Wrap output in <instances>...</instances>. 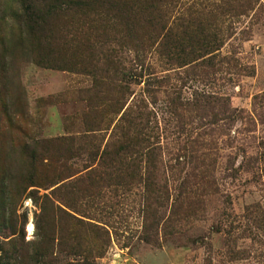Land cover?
<instances>
[{
	"label": "rangeland",
	"instance_id": "obj_1",
	"mask_svg": "<svg viewBox=\"0 0 264 264\" xmlns=\"http://www.w3.org/2000/svg\"><path fill=\"white\" fill-rule=\"evenodd\" d=\"M39 1L0 0V204L11 203L0 217V261L24 227L22 264L36 249L40 264H264V0H180L172 9L173 34L155 39L146 61L167 80L147 103L159 155L115 171V191L100 198L89 197L87 176L104 165L100 155L89 160L83 137L94 136L99 153L113 148L144 88L130 78L123 94L105 91L100 44L125 39L126 72L136 73L131 40L147 28L136 18L126 37L86 0H64L37 29L21 6ZM197 23L203 38L189 39ZM43 139L76 149L69 173L52 183L18 146ZM26 178L33 186L19 199ZM56 206L80 222L56 219ZM53 229L59 242L47 238ZM75 244L86 254L70 255Z\"/></svg>",
	"mask_w": 264,
	"mask_h": 264
},
{
	"label": "trees",
	"instance_id": "obj_2",
	"mask_svg": "<svg viewBox=\"0 0 264 264\" xmlns=\"http://www.w3.org/2000/svg\"><path fill=\"white\" fill-rule=\"evenodd\" d=\"M33 2L34 0H29ZM88 2V4H87ZM64 0H40L36 8H32L29 3L25 6H21L24 17L31 26L37 29L44 28L45 17L58 10L64 4ZM75 4V1L72 5ZM181 5L180 0H86L85 8H90L94 13L104 16L103 26L110 27L117 30L118 27H122L124 35L127 37L129 31V25L137 18H141L146 25L147 31L142 35H138L133 41L132 49L134 51L133 68L135 72H126L125 66V39L120 37L106 38L101 41V49L99 51L100 57L104 66L105 77L100 82L105 91L123 94L128 90V84L131 83L130 78H134L135 84L144 83V88L139 93L134 95L133 108L125 109L124 113L120 117L122 121L121 133L119 142L109 149L104 147L101 153H99L98 146L93 144L95 137L86 136L84 143L90 148L88 152V158L92 162L97 155H100L102 164L104 165V171L98 174L95 170H91L87 178L92 185L89 189V197L100 198L105 193L114 192V186L116 182V173L121 168L127 166H135L137 164L138 155H159L156 147H150L148 132L152 127L149 126L148 120L150 118V112L148 108V100L152 94L166 93L165 90L167 80L166 76L156 75L152 72L149 63H146L148 57L156 51L155 39L160 40L161 44L166 43L167 40L173 34V28L167 26L168 17L174 8H179ZM123 14V15H122ZM198 13L195 14V16ZM139 15V16H138ZM126 16V17H125ZM138 16V17H137ZM179 20V18H178ZM196 21V19H193ZM151 28V29H150ZM120 29V28H119ZM197 23L196 27L190 30L189 39L203 38V34ZM196 31V34L194 32ZM200 36V37H199ZM129 41V40H128ZM127 41V42H128ZM175 41V44H178ZM191 43H199L193 42ZM135 66V67H134ZM139 69V71H137ZM131 73V74H130ZM9 126L12 124L11 118L6 117ZM91 129L89 131H94ZM65 140H63V143ZM60 139H43L33 142H20L19 149L25 154L26 158L30 162L32 171H40L41 173H48V177H51L50 183L63 179L60 175L62 172L69 173L71 167L67 164L70 159L69 155H74L76 149L73 146L60 150ZM96 146V147H95ZM43 155V156H42ZM32 175V174H31ZM67 174L65 177H68ZM29 182L20 190L19 199L23 195L24 191L29 186H33L32 179L26 178ZM7 203V204H6ZM0 204V217L5 214V209L11 206L10 202ZM2 212L4 214H2ZM54 216L56 219L64 218L70 221H79L75 216L69 212L63 210L61 207L56 206ZM5 220H3L4 223ZM26 225V221H23ZM10 234L14 235L18 232V229L10 226ZM20 243L10 240L9 250L7 252L2 251L5 260L0 261V264H22L23 255L28 245L31 243L24 240V227L19 228ZM34 233V227H33ZM63 234V233H62ZM61 236V231L57 232L52 230L47 234V238L50 241L52 239L58 240ZM54 248H52L53 251ZM70 255H85L86 251H82L81 247L77 244L69 249ZM41 255L36 249L35 252L26 256V262L23 264H40L39 258ZM1 260V259H0ZM81 264H86L85 261Z\"/></svg>",
	"mask_w": 264,
	"mask_h": 264
}]
</instances>
